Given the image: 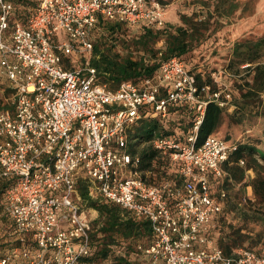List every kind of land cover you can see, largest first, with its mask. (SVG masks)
<instances>
[{
    "label": "built area",
    "instance_id": "1",
    "mask_svg": "<svg viewBox=\"0 0 264 264\" xmlns=\"http://www.w3.org/2000/svg\"><path fill=\"white\" fill-rule=\"evenodd\" d=\"M12 9L0 0V65L14 88L13 109L0 111V181L15 179L5 192L6 211L14 231L30 241L0 264H77L89 254L94 218L80 202L81 177L89 180L92 196L150 220L154 238L139 247L153 264H264V250L226 254L210 235L211 219L222 209L211 177L223 175L237 141L218 134L200 145L196 140L210 101L235 107L228 88L199 85L178 56L164 61L155 77L124 81L116 89L100 83L89 63V31L99 16L161 26L166 4L39 0L27 23H16L5 38ZM76 54L85 57L84 66L67 65ZM179 103L196 112L187 142L174 134L152 142L179 162L184 181L154 185L134 168L138 158L128 150L127 131L144 109L166 117Z\"/></svg>",
    "mask_w": 264,
    "mask_h": 264
},
{
    "label": "trees",
    "instance_id": "2",
    "mask_svg": "<svg viewBox=\"0 0 264 264\" xmlns=\"http://www.w3.org/2000/svg\"><path fill=\"white\" fill-rule=\"evenodd\" d=\"M7 1L13 9L5 38H9L16 23H27L39 0ZM246 12L249 15L244 18ZM262 14L264 8L257 6L255 0H196L187 11H179L175 21L166 17L161 26L99 16L89 31L93 43L89 63L96 68L98 81L110 89L124 81L153 78L164 61L178 56L196 72L199 85L210 84L214 90L227 87L232 94V110L215 101L208 103L196 140L200 145L209 135L218 134L237 141V148L222 165L223 175L211 177L213 192L221 197L223 205L211 219L210 235L226 254L239 248L261 252L264 247V19L259 18ZM232 33H236L234 38ZM219 43L229 47L226 54L219 51ZM202 49L215 56L219 54L217 62H225L228 74L218 75L215 80L213 72L217 65L199 69V62H193L192 57ZM6 78L0 65V83L4 88L0 111L13 109V101L8 97L14 88ZM195 115L189 103L171 104L166 117L146 108L128 128V150L138 158L134 168L146 181L154 185L183 183L179 162L155 147L152 140L174 134L179 141L187 142ZM251 117L263 123L255 138L237 140L233 132L220 133L225 125L240 126ZM240 159L245 161L243 165ZM248 170L253 176L249 177ZM13 181L14 178L5 177L0 181V259L30 241L28 236L23 238L14 231L6 211L5 192ZM248 185L254 198L245 196ZM78 192L82 205L95 209L98 215L92 221L90 252L77 264H153L151 256L139 247L154 238L147 217L114 201L92 196L88 180L80 179Z\"/></svg>",
    "mask_w": 264,
    "mask_h": 264
},
{
    "label": "rangeland",
    "instance_id": "3",
    "mask_svg": "<svg viewBox=\"0 0 264 264\" xmlns=\"http://www.w3.org/2000/svg\"><path fill=\"white\" fill-rule=\"evenodd\" d=\"M164 1L166 2L165 4H166L167 18H169V20H171V21H175L174 18L177 17V14L179 13V11H181V12L187 11L192 5L195 4L196 0H164ZM255 1L257 2V6L264 8V0H255ZM248 15H249V13L246 12L244 15V18H247ZM259 18L264 19V14H262ZM230 36H231V38H234L236 36V33H232ZM218 49L220 52H224V54H226V51H228L229 47L228 46L224 47L219 43ZM201 53H203L204 55L201 56ZM209 56H210V61H208ZM218 56H219V54H217L215 56L214 54L207 52L206 49H202L198 53H196V51H195V54L192 57V61L193 62H196V61L199 62V64H198L199 69H203L205 67H207V69H209V68H213V66L217 65L218 69H215V72L218 75L228 74L229 69L226 68L225 62L224 63L217 62L216 57H218ZM84 59H85V57L83 55H78V54L73 55L70 58L71 62H67V65L71 66V67H73V66L82 67L85 65ZM224 60L225 59H221L222 62ZM2 73H3V71H2ZM1 80H5V78L4 79L1 78ZM8 85L11 86V83L9 80H8ZM3 92H4V88L2 87V84L0 83V97L3 96ZM13 98L14 97H13V92H12L10 94V96L8 97V99L12 102ZM262 128H263L262 121L257 117H251L245 124L240 125V126L229 127V126L225 125V127H223V129L220 133L225 135L227 132H233L234 137L237 140H247V139L255 138L257 136V134H259L261 132ZM248 174H249V177L253 176V172L251 170H248ZM81 179L88 180L85 177H81ZM89 184H90V182H89ZM214 187H216V186H214ZM245 196H249L251 198H254L253 190H252V187L250 185H248L246 188ZM245 196H243L244 199H245ZM219 199L223 205L221 197H219ZM88 209L90 211V215L93 218H96L98 215V212L97 211L95 212L94 211L95 209H92V208H88ZM256 228L258 229L259 227L256 226ZM263 250H264V247H263Z\"/></svg>",
    "mask_w": 264,
    "mask_h": 264
},
{
    "label": "crops",
    "instance_id": "4",
    "mask_svg": "<svg viewBox=\"0 0 264 264\" xmlns=\"http://www.w3.org/2000/svg\"><path fill=\"white\" fill-rule=\"evenodd\" d=\"M96 212V210H94Z\"/></svg>",
    "mask_w": 264,
    "mask_h": 264
}]
</instances>
